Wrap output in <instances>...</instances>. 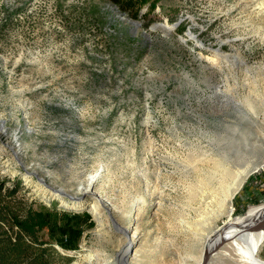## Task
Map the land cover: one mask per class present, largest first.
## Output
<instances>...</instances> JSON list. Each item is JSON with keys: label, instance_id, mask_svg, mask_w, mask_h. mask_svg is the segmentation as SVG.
I'll list each match as a JSON object with an SVG mask.
<instances>
[{"label": "rangeland", "instance_id": "rangeland-1", "mask_svg": "<svg viewBox=\"0 0 264 264\" xmlns=\"http://www.w3.org/2000/svg\"><path fill=\"white\" fill-rule=\"evenodd\" d=\"M146 2L132 17L108 0H0V121L10 136L25 114L36 131L21 133L23 163L53 187L73 194L103 166L97 189L116 199L121 225L131 202L144 197V171L149 194L167 211L154 214L145 198L132 213L138 231L127 254L137 250L135 264H176L177 255L199 256L198 244L177 233L180 222L194 216V201L182 194L192 169L164 160L165 173L155 183L156 166L147 157L154 151L166 159L178 143L186 149L199 144L219 163L242 169L264 153L263 80L253 89L250 74L210 70L198 59L207 53L197 47L240 37L234 46L246 64L264 62V18L248 0ZM189 31L197 39L182 41ZM228 45H220L222 51ZM146 121L154 146L144 140ZM1 161L0 214L43 212L49 225L38 237L49 247L47 264L78 261L95 229L89 202L68 208L58 199L44 201L22 177H8ZM261 205L264 169L234 197L230 222ZM161 236L165 244L155 239Z\"/></svg>", "mask_w": 264, "mask_h": 264}, {"label": "bare ground", "instance_id": "bare-ground-1", "mask_svg": "<svg viewBox=\"0 0 264 264\" xmlns=\"http://www.w3.org/2000/svg\"><path fill=\"white\" fill-rule=\"evenodd\" d=\"M248 1L254 7L255 15L264 18V0ZM185 35L186 39L180 37L184 42L192 38L197 39V36L190 31ZM242 40L243 38L240 37H228L226 40L216 37L217 47L215 48L200 42L202 44L199 43L200 46L197 47L207 54H198V59L204 61L210 70L219 69V71L228 72L240 70L247 75L250 74L252 88H259L258 81L263 80L264 82V62L260 61L253 66L247 65V60L242 57V51L234 46V43H239ZM223 44H229L228 52L222 51L220 45ZM151 125L149 121L145 122L143 135L144 140L154 146L149 131ZM35 131L29 126L25 114L21 124L15 127L10 136L5 122L0 121V159L4 173L10 178L22 177L25 184L34 187L35 196L44 201L58 199L64 207L68 208H79L87 201L89 202L87 209L95 222V229L91 232L93 239L85 247L84 255L73 264H135L137 250L130 257L127 254L129 247L137 238L138 231L137 227L133 228L134 224H131L133 211L142 209L147 197L150 199L149 209L154 214L163 215L167 211L159 199H153L149 194L150 179L148 175L141 171L140 178L145 183L143 184L144 197L140 201L136 199L131 202L130 210L125 216L127 224L121 225L117 222L118 219L116 220V214L119 213L116 199L107 197L97 189L102 178L103 166H99L89 174L85 184H80L76 192L70 194L62 187H53L47 178L41 176L36 169L23 163L25 146L21 140V133ZM169 136L171 138V135ZM166 142L169 143V140ZM173 150L174 153L167 155L166 159H160L154 151H151L147 158L152 165L156 166L155 183L165 173L160 168L161 162L164 160L171 163L173 161L179 164L183 163V167L189 166L192 169L189 173L191 182L187 193L182 191V194L194 201V216L190 220H180L181 225L179 224L177 227V233L198 244L199 256L195 260H191V258L177 255L175 256L176 264H264V259L260 256L264 247V205L251 208L244 217L234 223L230 222L233 199L252 174L264 169V153L256 157L252 155L256 159L249 161L242 169H238L225 160L221 161L227 165L219 163V159L212 156V152L199 144H194L186 149L184 144L178 143L173 146ZM162 191L171 195L167 189H162ZM132 230V234L129 235ZM163 238L161 236V238L155 239L158 243H162ZM188 243L186 242V244ZM107 246L109 249H106Z\"/></svg>", "mask_w": 264, "mask_h": 264}, {"label": "trees", "instance_id": "trees-1", "mask_svg": "<svg viewBox=\"0 0 264 264\" xmlns=\"http://www.w3.org/2000/svg\"><path fill=\"white\" fill-rule=\"evenodd\" d=\"M108 1L130 12L132 17H136L147 3V0ZM1 190L0 186V196ZM5 224L8 230L2 228ZM48 225L49 221L41 211L28 209L21 216L10 211L4 217L0 214V264H47L45 256L49 247L47 242L39 239L38 233Z\"/></svg>", "mask_w": 264, "mask_h": 264}, {"label": "water", "instance_id": "water-1", "mask_svg": "<svg viewBox=\"0 0 264 264\" xmlns=\"http://www.w3.org/2000/svg\"><path fill=\"white\" fill-rule=\"evenodd\" d=\"M132 25H133L134 27L138 28V24L133 23Z\"/></svg>", "mask_w": 264, "mask_h": 264}]
</instances>
